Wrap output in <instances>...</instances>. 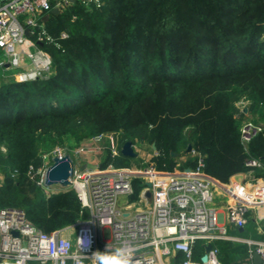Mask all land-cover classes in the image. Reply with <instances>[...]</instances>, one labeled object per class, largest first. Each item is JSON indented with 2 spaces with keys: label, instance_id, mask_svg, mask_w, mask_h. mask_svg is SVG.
Returning a JSON list of instances; mask_svg holds the SVG:
<instances>
[{
  "label": "trees",
  "instance_id": "trees-1",
  "mask_svg": "<svg viewBox=\"0 0 264 264\" xmlns=\"http://www.w3.org/2000/svg\"><path fill=\"white\" fill-rule=\"evenodd\" d=\"M43 23L54 39L43 45L53 73L7 82L0 69V147L7 150L0 153V209H24L47 232L89 217L73 188L47 194L33 181L44 166L42 135L115 132L121 145L144 139L158 170L173 172L183 156L182 168H195L202 158L204 172L223 183L246 172L247 159L264 164V131L246 150L236 116L242 100L264 109V0H105L100 7L75 1ZM108 165L147 166L111 150ZM133 186L136 199L143 181ZM215 246L228 264L231 248ZM204 252L197 242L195 262Z\"/></svg>",
  "mask_w": 264,
  "mask_h": 264
},
{
  "label": "built area",
  "instance_id": "built-area-1",
  "mask_svg": "<svg viewBox=\"0 0 264 264\" xmlns=\"http://www.w3.org/2000/svg\"><path fill=\"white\" fill-rule=\"evenodd\" d=\"M75 1L86 7H100L105 2ZM72 3L73 0H0V69L4 75L12 71L19 82H26L53 73V59L43 45L54 39L47 33L43 18ZM28 30L30 36L26 34ZM66 38L68 34L62 33L61 39ZM240 131L242 144L248 150L264 129L246 122ZM104 138L102 134L90 140L81 152L92 143H102ZM110 140L114 142L113 137ZM121 148L113 146L110 150L119 155ZM47 166L39 171L43 179L40 185L46 183ZM246 167L247 180L229 184L206 174L202 158L195 168L178 165L173 172L160 171L151 161L135 169L108 165L82 171L75 167L69 187L76 191L89 217L47 232L31 223L24 209H0V264H97L94 252H113L117 248L131 252L132 264H201L194 260L197 242L203 244L204 251L205 245L213 244L205 264H220V249L215 243L221 240L247 243L251 256L258 253L264 264V241L236 239L231 234V228L246 227L253 210L257 209L258 218L264 219L260 214L264 208V177H257L264 164L250 158ZM135 179H141L143 187L132 199ZM2 186L0 180V189ZM148 191L151 200L145 197ZM219 195H223L222 201ZM103 232H108V237L102 236ZM81 238L90 241V246L82 247ZM179 255L182 261L177 260Z\"/></svg>",
  "mask_w": 264,
  "mask_h": 264
},
{
  "label": "rangeland",
  "instance_id": "rangeland-1",
  "mask_svg": "<svg viewBox=\"0 0 264 264\" xmlns=\"http://www.w3.org/2000/svg\"><path fill=\"white\" fill-rule=\"evenodd\" d=\"M8 80L13 79H5V81L7 82ZM14 81H18V79L15 78ZM236 108V116L240 120L242 125L246 122H252L255 125H258L262 127V129H264V109L262 107L258 106L257 104H254L251 101L242 100L237 103ZM103 134L106 135V138H104V143L101 145V148L103 147L104 149L102 148V153L100 154L85 153L84 155L86 156H84L79 153L81 152V148L84 147L90 140H93L96 137L102 135L98 134L87 137L84 136L85 132H82L81 130L77 132V137L71 134H66L62 137H57L55 134L52 137L42 135L38 141L39 151L46 166L49 164L51 159H53V157L64 155L69 156L73 160V162L75 163V167H83V165H85L88 161L91 162L92 166H95V164L104 161L106 155L108 154V151H110V148L115 146L117 149H120L122 147V135L120 133L110 132ZM110 137L114 138L113 143L110 140ZM143 144L144 139L137 140L136 143L133 145V148L137 155L140 158H144L145 163L148 164L150 161L151 154L147 150V146L144 148ZM6 151L7 150L4 146L0 147V153L6 155ZM31 177L33 181L39 183L37 173L35 175L33 174ZM3 178L4 173L2 170V166H0V179ZM58 189L61 188L58 187Z\"/></svg>",
  "mask_w": 264,
  "mask_h": 264
},
{
  "label": "crops",
  "instance_id": "crops-1",
  "mask_svg": "<svg viewBox=\"0 0 264 264\" xmlns=\"http://www.w3.org/2000/svg\"><path fill=\"white\" fill-rule=\"evenodd\" d=\"M43 19L46 21L48 19V16L44 17ZM3 76H4L5 79L6 78L15 79L14 74L12 73V71L6 72V74L5 75L3 74ZM103 143H104V141L102 143H92V144L89 145L88 150H86L85 152H79V153H81V155H84L85 153H88V154H90V153L100 154V153H102V148L103 147L101 148V145ZM150 154H148V155H150ZM84 156H86V155H84ZM152 157L153 156L151 154L150 160L152 159ZM105 159H104V161H105ZM142 159H144V158H142ZM52 160L53 159H51V161L49 162L47 167L52 165ZM187 160H188V157H185V156L181 157L180 158V162H179L178 165L183 166L187 162ZM104 161H102L101 163L95 164V166H92L91 162L88 161L85 165H83V167H79L78 166L77 168L82 170V171H86L88 169H93V168H96V167H99V166H103ZM44 165H46V164H44ZM41 169H39L37 171V175L39 176V181L43 180L42 179V175L39 174V171ZM245 178L247 180L246 173L245 172H241V173H238V174L232 176L230 178V180L227 183H224V184H229V183L235 182V181H237V182L238 181H243ZM0 180L3 181L4 178L0 179ZM40 186L45 187L47 194H48V192H51V191L53 192V191L60 190V189H58V187L61 188V189H65L64 187H62L59 184L48 185V184L45 183V184L40 185ZM218 198H219V201H222L223 200L222 199L223 195H219ZM257 213H258L257 209L251 211L250 220H249V223L246 225V227L240 228V229L231 228L232 237H234L236 239L251 240V241H255V242L264 241V219L260 220L258 218ZM260 214L264 216V208L260 209ZM102 236H104V237L107 236L108 237V232H103ZM221 241L223 243L227 244V246L231 248V251H229L228 255L226 254L224 256L226 261L228 260V264H236V262H241V261H243V263L241 262V264H256V262H255V254L256 253L254 254L253 257L251 256L250 246L247 243H245V242H236L235 240H221ZM218 258H219L220 264H224L221 261V259H220L221 258L220 254H219ZM201 264H205V263L201 262Z\"/></svg>",
  "mask_w": 264,
  "mask_h": 264
},
{
  "label": "water",
  "instance_id": "water-1",
  "mask_svg": "<svg viewBox=\"0 0 264 264\" xmlns=\"http://www.w3.org/2000/svg\"><path fill=\"white\" fill-rule=\"evenodd\" d=\"M75 2V0H73ZM61 11L56 8L52 11L53 14H59ZM28 36H30V31L28 30L26 32ZM154 149H156V146H153ZM192 150V145L188 146V152ZM121 154L130 158H135L137 157V153L135 152L133 148L132 142L128 141L125 142L122 145L121 148ZM175 155V154H173ZM75 172V163L69 156H57L54 157L52 160V165H50L47 169L46 172V184L51 185V184H59L64 188H68L71 185V178L73 177V174ZM148 187H151L150 183H147ZM151 192L148 191L145 194V197L149 200H151ZM213 249V244L208 243L205 245V255L202 258L203 263L208 262V253H210ZM255 262L256 264H262V258L261 256L256 253L255 254Z\"/></svg>",
  "mask_w": 264,
  "mask_h": 264
},
{
  "label": "clouds",
  "instance_id": "clouds-1",
  "mask_svg": "<svg viewBox=\"0 0 264 264\" xmlns=\"http://www.w3.org/2000/svg\"><path fill=\"white\" fill-rule=\"evenodd\" d=\"M90 241L80 240L82 247H89ZM94 258L97 264H132V254L124 248H117L113 252H94Z\"/></svg>",
  "mask_w": 264,
  "mask_h": 264
}]
</instances>
